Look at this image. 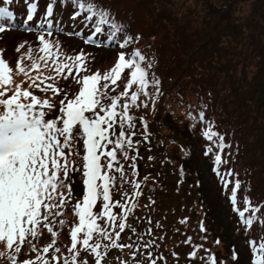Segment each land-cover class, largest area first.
Returning <instances> with one entry per match:
<instances>
[{
    "label": "trees",
    "instance_id": "trees-1",
    "mask_svg": "<svg viewBox=\"0 0 264 264\" xmlns=\"http://www.w3.org/2000/svg\"><path fill=\"white\" fill-rule=\"evenodd\" d=\"M48 2L49 0H39L38 5L42 4L45 8ZM90 2L92 0H84L85 4ZM97 2L110 8L116 22L123 23L124 32L133 36V41L124 51L130 53L133 49H139L146 57L142 62L146 69L151 62L152 67L147 69L149 79L147 90L154 92V85L151 83L153 76L162 82L160 86L162 95L157 98L154 105L149 102L146 108L141 106L139 109L131 110V114L136 117V135L133 140L141 141L137 147L142 148V151L134 161L137 164L134 175L130 168L133 161H124L121 158L119 163L124 165L129 179L142 180L145 175L150 177L143 185L147 201L145 205L149 206L134 209L131 218H126L129 224L137 228V233H132L130 228L125 229L119 242L135 244L137 236L143 233V239L139 241L141 244L139 251L145 255L143 257L138 255L136 258L144 259L145 264H148L146 252L149 250L153 251V258L157 260V264H186L189 252L195 253L190 258L198 264L203 250H210L207 252V264H218L217 259L218 262L222 261L221 258L225 256L215 249L217 241L220 242L222 239L221 234H214L212 229L207 227V217L210 216L208 209H202V219L197 218L200 209L189 195L192 184L198 181L195 175L197 171L191 159L199 150L229 205L231 189L236 186L235 180L241 181L237 192L233 194L235 206L244 211L246 197L249 204L244 217L233 211L231 204L235 235L240 236L244 242L249 264H253L254 260L257 264H264V251L261 250V246L264 245V211H260L264 209V0H97ZM74 11L78 10L70 0L65 7H61L59 0H56L53 16L61 18L69 31H82V36L77 39L84 46L119 54L121 49L117 42L101 47L85 44L83 37L95 26L99 25L101 28L107 26L99 19H86L84 13L73 22L70 16ZM106 34L103 33V36L106 37ZM136 34L140 36L138 40L135 39ZM123 35L124 33L118 34L117 40H122ZM53 38L55 36L49 39ZM127 72V69L122 72L123 78L117 81L115 92L110 94L119 95L124 90L129 78ZM136 89L137 86L132 85L129 94ZM2 92L4 95L0 99H7L11 95ZM124 99L125 97H120L118 103L122 104ZM143 99L147 98L141 94L137 102ZM202 110L205 112L204 123L198 122V113ZM3 111L4 106L0 105V112ZM189 111L193 113L191 118L188 116ZM140 116L144 117L152 134L151 151L143 140ZM208 120L214 122L213 131L224 135L228 147L219 149L215 147L218 143L216 139L209 140L203 135ZM59 123L62 127V121ZM80 132L82 133V130ZM73 147L79 153L78 159H75L78 163L75 166L71 164L74 155L67 157L69 168L76 167V171L71 170V173H78L79 180L83 182L82 157L85 152L83 139H78ZM206 148L209 149L208 155H205ZM65 152H68L67 148ZM217 152L221 154L222 163H214ZM135 154L134 151H130V155ZM150 155L153 157L152 161L148 160ZM113 163L117 164L115 161ZM214 168L217 171H213ZM229 169L232 170V175L228 174ZM115 175L116 187H119V174ZM166 175H171L173 181L169 191L163 178ZM84 187L83 184L80 195L75 196L77 197L75 202L82 203ZM135 190L131 183H126L119 192L110 188V196L119 200L121 192H127L128 196L124 199L131 203V193ZM168 192L172 198L171 203L166 205L164 202L163 206L158 195H166ZM180 192L188 193V202L185 201L188 206L183 205L182 209H175L181 203L178 197ZM149 196L155 201L154 205L149 204ZM101 200L102 197H99L97 203L93 205V212L102 209ZM169 206L170 209L162 208ZM253 207L258 209L253 223H242L251 216ZM63 213V216L56 218V221L61 219L66 221L63 228L59 224L57 227L52 224L53 230L57 233L56 237H52L51 233L46 231L41 235L43 242H34L39 251H31L28 246V251L22 253L23 257L33 260L32 264H43L42 260L36 259L38 255L47 260L48 264H63L65 257L71 264V253L61 244V240L68 233L67 241L71 243L69 231L71 224H78L79 220L73 212V206L70 209H63ZM113 213L118 214L119 208L114 206ZM102 219L106 217L99 218L97 223L100 224ZM157 222L160 227H157ZM201 223L204 231H201ZM149 228L151 232L147 231ZM161 237L163 239H160ZM189 237L191 240L185 243ZM81 238L82 233H78V240ZM53 239L56 240V244L50 248L49 253H43L42 249L51 245ZM147 240L155 241L151 249L142 247L143 242ZM197 244L201 247L194 248L193 246ZM55 247H60L62 252L56 253L57 260L52 261L51 255ZM77 248L80 252L78 261L88 260L89 264H95V257L90 250L85 252L79 243ZM237 249V245L233 243L228 248L226 255L228 264H243L237 262V259H232V254L234 251L236 253ZM130 251L137 249L110 248L106 261L114 259V264H121V261L129 260L131 264ZM173 252L177 255L173 256ZM102 264H105V261L102 260Z\"/></svg>",
    "mask_w": 264,
    "mask_h": 264
},
{
    "label": "snow or ice",
    "instance_id": "snow-or-ice-1",
    "mask_svg": "<svg viewBox=\"0 0 264 264\" xmlns=\"http://www.w3.org/2000/svg\"><path fill=\"white\" fill-rule=\"evenodd\" d=\"M59 2L61 7H65L69 0H59ZM70 2L78 10L70 16L73 22L79 19L81 13H84L86 19H99L101 23L107 26L106 28H101L99 25L95 26L88 35L83 37L85 44L101 47L117 42L121 51L114 66L109 70L103 73L96 70L90 75L82 76V86L74 99L67 98L68 94L64 93L67 102L65 103V100L60 101L62 116H57L55 120L44 119V112L40 110L44 107H54L50 100L40 101L36 95L28 90L21 93L19 85H17V91L12 96L7 99H0V105L4 106V111L0 112V241L4 242L5 247L9 250L8 259L15 264L17 256L21 254L22 245H28L31 251H39L36 249L33 240L38 236L40 228L47 229L52 237H56L57 233L53 230L52 224L62 214L64 206L68 200L72 199L73 195L72 188L66 179L70 176L67 157L72 155L71 148L74 143L78 139H83L85 152L82 157V171L85 187L82 203L76 201L73 205V212L78 217L79 223L70 229L71 264H89L88 260L78 261L77 257L80 255L77 248L78 243L85 252L90 250L95 257V264H102V260L107 264L106 257L110 248L121 250L136 248L137 251L129 252L131 264H145L144 259L136 258L138 255L141 257L145 255L139 251L141 248L139 241L143 239V233L137 236V243L135 244L119 241L121 240V233L125 229L130 228L132 233H137V228L129 224L127 219L131 218L133 210L137 208V200L141 196L140 189L150 177L145 175L142 180L129 179L124 165L119 161L121 158L124 161H133L130 168L133 175L136 173L137 164L134 161L139 156L137 146L140 145L141 141L133 140L136 135V117L131 114V110L133 108L139 109L141 106L146 108L149 102L154 105L157 98L162 95L160 87L162 82L153 76L151 83L154 85V92L147 90L149 86L147 69H150L152 64L149 62L147 69L142 65L146 57L141 54L139 49H133L130 53L124 51L133 41V36L124 32L123 23L116 22L110 8L98 3L97 0H92L87 4L84 3V0H70ZM55 3L56 0H49L40 18L32 25L30 22L36 16L39 0H26L27 14L24 16L22 24L18 25L16 13L11 7L12 0H0V33L15 28L37 32L39 59L44 62V66H47L48 60L51 59V64L54 66L53 71L57 76L64 73L65 70L69 75L73 71L76 74H81L88 70L83 50L74 56H68L66 60H61L59 41L54 45L50 42L49 38L53 32L65 33L75 37L82 36V31H66L67 26L61 23V18H57L55 21L52 19ZM105 32L107 33L106 37L103 36ZM121 33H124L123 39L117 40L118 34ZM139 38V34H136L135 39L138 40ZM22 47L23 45H17V52ZM31 51L30 46L27 54L29 58ZM44 53H47V56ZM24 58L22 56L17 59L16 69L27 75V71L21 66V61ZM69 61L72 63L70 64ZM39 67L41 65L33 60L30 70ZM126 69L129 78L124 90L119 95L110 94L115 92V85L118 80L123 78L121 74ZM10 71L7 62L0 58V83H10V76L8 75ZM52 79L53 77L45 76L39 84H35V87L42 92H47L50 89L53 94L60 93L59 87L45 83V81ZM64 79H68V76H64ZM132 85H136L137 89L129 94V88ZM141 94L147 99L140 100L138 103V97ZM3 95L4 92L0 91V97ZM21 95L24 98L31 97V103L19 102ZM120 97H125L122 104L118 103ZM13 105H15L14 108ZM37 105L38 108L34 107ZM192 115L193 113L189 111L188 116L191 118ZM56 121H62V127L58 126ZM139 122L143 126V140L149 145L148 150L151 151L150 137L152 134L149 132L143 116L139 117ZM198 122H205L203 110L198 113ZM213 124V121H207L203 135L209 140L216 139L218 143L215 147L219 149L228 147L224 135L212 130ZM74 125L77 127L74 128ZM58 137H63V143ZM66 148L68 149L67 153L65 152ZM130 151H134L136 154L130 155ZM208 154L209 149L206 148L205 155ZM75 155H79V153L77 152ZM101 157L104 159L102 160ZM148 160L152 161L153 157L150 155ZM114 161L117 164H114ZM77 163L75 159L71 161L73 166ZM214 163H222L220 152L214 156ZM72 171H76V167H72ZM213 171H217V169L214 168ZM116 173L119 174V187H116ZM228 174H233L231 169L228 170ZM126 183H131L136 189L131 193V203L124 199L128 196L127 192H121V199L119 200L110 196V188L119 192ZM235 185L231 189L233 194L237 192L241 181L236 179ZM99 197H102L100 201L103 205L102 209L93 212V205L97 203ZM230 199H232L233 211L244 217L245 212L248 211L249 201L247 197L244 200L246 205L244 211L236 208L234 196ZM148 200L150 205L155 204L151 196L148 197ZM114 206L119 208L118 214L113 213ZM148 206L145 205V207ZM260 211H264V209H260ZM257 212L258 209L253 207L251 216H248L242 223L252 224ZM105 217L106 219H102L100 224L97 223L99 218ZM58 224L63 228L66 221L61 219ZM160 226L157 222V227ZM147 231L151 232V228ZM201 231H204L202 223ZM78 233H82V238L79 240ZM190 240L191 237L185 243ZM55 244L56 240L53 239L52 244L44 247L42 252L49 253L50 248ZM154 244V240H147L143 242L142 247L143 249H151ZM193 247L200 248L201 245L197 244ZM261 250L264 251V245L261 246ZM60 251V247L54 248L51 255L52 261L57 260L56 253ZM3 255L4 253H0V256ZM172 255L176 256L177 254L173 252ZM193 255H195L194 252L189 253V256ZM146 256L148 264H157V260L153 258V251H147ZM36 259L42 260L43 264H48V261L44 260L42 256L38 255ZM232 259H237L235 251L232 254ZM21 264H32V261L25 259ZM63 264H69L67 257L63 260ZM121 264H129V260H123ZM253 264H257V262L254 260Z\"/></svg>",
    "mask_w": 264,
    "mask_h": 264
},
{
    "label": "rangeland",
    "instance_id": "rangeland-1",
    "mask_svg": "<svg viewBox=\"0 0 264 264\" xmlns=\"http://www.w3.org/2000/svg\"><path fill=\"white\" fill-rule=\"evenodd\" d=\"M188 1V0H187ZM20 0L19 4H17V7H15V13L17 16L16 23L19 25L20 20L19 17H21V12H24L23 4ZM32 25L36 23V20L30 22ZM1 39H0V58L5 60L7 62L8 67L10 68V73L8 75L10 76V83L3 84L0 83V90L5 91L6 93H10L12 96L17 91V85H19V90L22 93L24 90H28L32 92L34 95L37 96L38 100L43 101L44 99H48L51 101V103L54 105V107H44L43 109H40L44 112V119H53L55 120L57 116H62V113L60 112V101L65 100V103L67 102L64 93H67V98L74 99L75 96L79 92V88L82 86V76L83 75H90L92 72H95L96 70H100L101 73L105 72L106 70H109L112 68L118 59L117 54H113L107 50L104 49H98L94 50L90 47L84 46L78 40L76 37H68L66 35H60L59 37H55L53 39H50V42L54 45L57 41H59L61 45V60H66L68 56H74L76 53H79L80 50H83L85 53V59L87 61V68L88 70L85 72H82L81 74H76L75 71L71 75L67 73L65 70L64 73L57 76V74L53 71L54 66L51 64V59L48 60L47 66H44V62L39 59L40 53L38 51L39 48V42H38V35L35 31L25 33L24 31H21L19 28L6 30L3 33H0ZM17 45H23V47L20 49L19 52H17L16 48ZM31 46L32 51L30 54V58L27 55L28 49ZM45 56H47V53H44ZM24 56L25 58L21 61V66L27 71V75H25L24 72L17 71L16 69V61L20 57ZM35 60L38 64L41 65L38 69L30 70L31 69V63ZM71 64L72 62L69 61ZM45 76L53 77L52 80L45 81V83H51L54 84L56 87H59L61 89L60 93L53 94L51 90L49 89L47 92L40 91L39 88L35 87V84H39L40 81ZM64 76H68V79H64ZM37 77H40V79H37ZM41 87H43V84H41ZM19 101L28 102L31 103V97L24 98L22 95L19 97ZM34 107H39L34 106ZM57 125L60 126L59 121H56ZM58 139L63 143V138L58 137ZM73 149V150H72ZM72 155H74V159H78V155H75L77 153L76 149L73 147L71 148ZM71 155L68 156L70 158ZM191 163L195 166L197 173L195 174L199 184H192L191 188V194H189L193 200L196 201L197 208L200 209V213L197 215V218L202 219L203 218V212L202 209H208L210 216L207 217V223L208 228L212 229L213 233L221 234L222 237L220 242H217V245L215 249L220 251L223 256L222 261L223 263L228 264L226 255L229 251L228 248L230 246L236 244L238 249L236 251L237 255V262H241L243 264H249L247 261V251L244 249L243 241L240 240V236L237 237L235 235V224L234 219L231 217V213L229 212V206L228 202L226 200L225 195L220 192L216 178L210 174L208 164L206 163V160L201 156L200 151L194 153L191 159ZM71 168H69L70 176L67 179V182L70 184L72 188V199L67 201V204L64 206L63 209H70L73 204H75V200L79 196L81 192V186H83L82 180H79L78 173H71ZM166 181V188L167 190H171L173 186V181L171 179V175H166L163 177ZM67 191V189H65ZM141 196L137 200V208L141 209L146 204V199L144 195V189L143 186L140 189ZM173 193V189L171 191V194ZM200 195V197H199ZM170 197V198H169ZM179 199L181 200V203H179L178 207H175V209H182L183 205H187L188 203H185V201L188 202V193L186 192H180L178 194ZM190 197V198H191ZM67 199V197H66ZM158 199L161 201V204L164 206V202H166V205L171 203V196L168 192V194H162L161 196L158 195ZM58 202V200H57ZM199 202V204H198ZM169 207H162L164 209H170ZM161 208V209H162ZM55 211V210H54ZM62 216L64 215L61 214ZM76 223L71 224V227L74 226ZM54 227H57L58 221L53 223ZM70 227V229H71ZM47 229L40 228L38 232V236L33 240L34 242L40 243L43 242V238H41V235L45 234ZM70 231V230H69ZM68 231V232H69ZM235 235V236H234ZM68 239V233L67 235L61 240L62 245H64L65 248L70 249L71 243L67 241ZM22 251L21 254H19L16 258L15 264H21V262L25 259H28V257H23L22 253L24 251H28V245H22ZM219 247V248H218ZM187 249V248H186ZM236 250V249H235ZM210 250H203L200 254L198 264H207V252ZM62 252V250L60 251ZM0 253H4L3 256H0V264H13V261H10L8 259L9 250L5 247V243L0 241ZM190 253V252H189ZM188 253V257L186 258V264H197L194 262V259L190 258ZM110 257V255L108 256ZM33 261V260H31ZM219 259L216 260L218 264H221L218 262ZM114 259H112L110 262H107V264H114Z\"/></svg>",
    "mask_w": 264,
    "mask_h": 264
}]
</instances>
